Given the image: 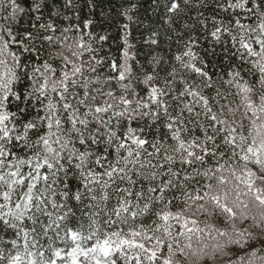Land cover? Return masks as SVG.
<instances>
[{
  "label": "snow or ice",
  "instance_id": "snow-or-ice-1",
  "mask_svg": "<svg viewBox=\"0 0 264 264\" xmlns=\"http://www.w3.org/2000/svg\"><path fill=\"white\" fill-rule=\"evenodd\" d=\"M144 2L137 66L128 24L117 61L107 35L74 33L76 0H0V264H171L177 236L201 231L174 208L264 206V0H119L120 15Z\"/></svg>",
  "mask_w": 264,
  "mask_h": 264
},
{
  "label": "trees",
  "instance_id": "trees-1",
  "mask_svg": "<svg viewBox=\"0 0 264 264\" xmlns=\"http://www.w3.org/2000/svg\"><path fill=\"white\" fill-rule=\"evenodd\" d=\"M47 2L50 3V0ZM28 3L30 4L31 0H28ZM63 3L64 0H59V4L62 5ZM153 7L154 4L144 2L142 7L132 13L133 20L129 22L120 15L119 0H102L100 6L95 8L89 7V0H76V8L68 11L66 15L71 20L76 34L82 31L85 34L91 32L93 36L107 35L109 39L104 43L103 55L110 58L114 57L117 61L120 60L121 51L124 47L121 40V36L124 35L123 25L128 24L127 38L131 45L130 55L133 57L131 63L138 66L139 62L146 63L149 52V45L145 41L149 36L147 29L150 26V21L156 19L153 15ZM192 15L195 16L196 13L193 12ZM45 19H47V14ZM87 20H92L93 23L84 27ZM0 23L3 21L0 20ZM31 23L32 21L28 17L17 20L16 27L19 28L20 34H23L26 29L31 31ZM63 24L69 26L67 20H64ZM209 27H211V22H209ZM85 39H87V35H85ZM201 43H204L203 40ZM96 46L99 47L98 41ZM177 47L178 45L173 39L172 52L168 53L166 44L162 54L171 55L177 51ZM209 47L210 45L204 43V49ZM13 49L15 50V46ZM198 51L201 56L206 57L209 63V71H214L211 67L213 58L207 57L203 49H198ZM216 51L219 53L220 48L217 47ZM223 59V55L218 57L221 62L220 66L227 67L222 63ZM102 71L108 73L109 69L105 67ZM215 71L218 72L219 67ZM132 126L136 127L137 122L133 121ZM224 162L235 168L237 174H240L243 167L257 171L254 161L248 165H243L238 160L227 156ZM176 167L179 165L177 164ZM230 171L231 169H228L225 175H228ZM260 171L264 172V169ZM254 179H264V175L254 177ZM228 187L232 189L231 184ZM241 189L243 190V185H241ZM244 199L248 206L241 210L238 208L234 197H229V206L237 207L235 219L215 211L210 203L202 207L199 205L186 207L181 204L178 208H174L173 211H176L181 217V223L185 219L194 220L201 231L192 236L191 247L185 246L189 243L186 236H177L179 246L177 247L176 243L173 242L174 251L171 256V264H241V258H244L243 264H249L248 257L253 251L258 252L259 255L253 258L252 264H264V206L257 204L251 195L245 196ZM221 232L224 233L223 236L220 235ZM238 233L239 236H237ZM245 240L248 242L245 243ZM165 242L167 243L166 237ZM163 255L168 257L167 247H165Z\"/></svg>",
  "mask_w": 264,
  "mask_h": 264
}]
</instances>
